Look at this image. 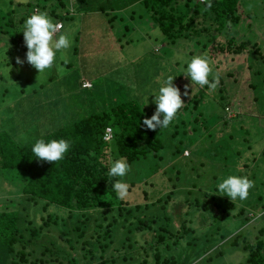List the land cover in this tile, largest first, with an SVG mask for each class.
Wrapping results in <instances>:
<instances>
[{
    "label": "rangeland",
    "instance_id": "374dc122",
    "mask_svg": "<svg viewBox=\"0 0 264 264\" xmlns=\"http://www.w3.org/2000/svg\"><path fill=\"white\" fill-rule=\"evenodd\" d=\"M62 1L66 6L63 10L59 0H0L4 13L12 9L25 16L22 3L31 2L30 14L41 8L48 14L50 10H54L55 15L62 14L58 22L72 40V46L63 53L66 64L57 54V64L65 68L66 74L59 75L53 67L39 75L26 61L23 65L16 63V57L25 59L27 52L22 31L26 19L18 34L2 35L0 71L11 70L9 79L0 74L1 86L8 87L0 104V129L12 130L16 138L29 140L38 133L43 134L47 128L52 131L77 119L76 115H85L83 111L89 106L96 109L111 107L115 99L133 98L147 103V110L152 109L153 114L156 107L154 93L158 92L161 82L169 75L175 76L174 81L184 77L180 70L187 67L186 61L196 55L208 54L215 62L221 82L214 90L200 87L203 101L197 112L202 113L203 123L195 131L181 124L182 118L178 116L168 128L159 130L163 149L155 157L135 162L132 173L124 177L128 185L130 181L138 183L135 190L144 187L155 197L154 194L158 196L169 190L170 184L163 180H166V174H172L171 166L176 165L174 168L180 172L182 183L174 190L169 206L181 207L187 212L184 219L187 227L193 228L189 241L200 240L187 246L188 239H183L182 248L161 254L163 259L173 255L172 260L156 263L151 251L148 254L135 252L133 261L128 264H142L145 255H148L146 264H247L248 253L243 245L264 240V0H239V23L225 27L215 40L248 41L249 45L236 55L215 51L210 55L208 49L194 46L185 37L174 42L165 39L141 0ZM49 16L56 21L53 15ZM113 16L114 20L109 23L108 19ZM83 82L93 86L82 88ZM223 103L232 111L225 113ZM185 126L187 129L183 130ZM176 149L178 153L174 152ZM160 156H163L162 160ZM238 173L255 181L246 200L233 202L227 195L215 193L223 177ZM147 178H151L153 188L139 183ZM5 186L0 184V206L19 197L11 187ZM189 190L193 191L188 193ZM204 191H209V195L206 196ZM138 193L128 194L132 204H142L137 198ZM212 196L213 201L223 199L224 208L228 202L234 204L226 219L212 218L217 214L215 207L204 211L205 200ZM196 197L201 201L200 207L190 208ZM14 202L11 207L16 206ZM241 209L245 213L239 215ZM50 210L62 213L56 205H51ZM201 212L209 217L200 218ZM117 228V237L106 250V264H124L120 258L124 249L115 251V248H121L119 240L122 237L121 224ZM146 232L149 231L138 232L131 239L134 241L137 237L142 242L149 237ZM206 237L213 239L204 242ZM33 240L42 251L49 247L53 256L55 252L57 260L62 262L49 264H66L68 258L83 253L79 243L75 250L62 244L55 230L43 232ZM232 240L236 243H231ZM26 246L35 248L27 241ZM112 256L113 263L110 262Z\"/></svg>",
    "mask_w": 264,
    "mask_h": 264
},
{
    "label": "trees",
    "instance_id": "16d2710c",
    "mask_svg": "<svg viewBox=\"0 0 264 264\" xmlns=\"http://www.w3.org/2000/svg\"><path fill=\"white\" fill-rule=\"evenodd\" d=\"M211 2L212 8L205 11V4L195 0H141L165 39L174 42L185 37L191 40L194 46H199L202 50L208 49L210 55L212 51L234 55L241 53L249 45L248 41L236 42L233 38H225L222 42L215 41L225 27L239 23V0ZM31 4L22 3L25 16L12 9L4 13L0 5V43L3 34L14 35L21 31V23L31 15ZM59 5L62 10L66 9L63 1L59 0ZM49 14L56 18L55 22L60 21L62 16L55 15L54 10H50ZM113 20L114 16L109 18L108 22ZM125 29L128 31L127 27ZM219 80L221 82V79ZM173 82L181 89L185 102L178 114L182 118L180 123L197 131L199 124L203 123L202 113L197 112L198 105L203 101L201 88L194 85L192 91L191 80L185 76H180ZM185 84L190 85L187 97L183 96ZM6 91L8 87L3 88L0 81V104ZM112 101L113 105L108 108L96 109L89 106L83 111L85 115H76L77 119L51 129L52 131L47 128L43 134L38 133L29 140L16 138L12 130L0 129V184L11 187V190L19 195L18 199H9L0 206V264H49L56 261L62 263L57 260L55 252L53 256L49 247L42 251L35 246L33 240L41 233L53 230L57 231V237L62 244H67L70 250H75L76 244H80L82 255L68 258L66 264H106V250L114 243L119 224L122 228V237L119 240L121 248H115V251L124 249L122 255L119 254L124 264L133 261L135 252L148 254L151 251V257L156 263L172 260L173 255L163 259L161 254L182 248L183 239H188L185 242L187 246L195 245L200 240L195 238V241H189L193 228L187 227V221L184 219L187 212L182 211L181 207L176 209L169 206L174 190L182 183L180 172L174 168L176 165L171 166V175H167L164 170L166 180L163 181L170 184L167 192L158 196L153 192V197L142 187L153 188L151 178H147L139 182L142 185L141 190H135L138 184L135 181H130L129 185V193L139 192L137 198L142 204H132L128 196L124 200L117 198L112 184L120 178H110L107 175L111 163L125 158L134 169L135 162L146 160L150 156L155 157L164 145L159 128L152 131L143 126L144 118L151 117L152 109L147 110L144 103L133 98ZM221 105L224 109L228 107L225 103ZM106 127L112 130V138L109 141L103 138ZM186 129L187 126L183 130ZM40 138L46 142L64 138L69 140L72 146L62 161L54 164L42 162L35 158L31 151L36 140ZM174 152L179 151L176 149ZM184 153L188 154L185 150ZM159 159L162 160L163 156ZM191 191L193 190L188 193ZM203 193L209 195V191ZM213 199L215 198L212 196L210 200H205L207 204L204 211L208 212L215 207L217 214L212 218L219 221L226 219L234 204L228 202L224 208L223 199ZM13 201L16 203L15 207L10 206ZM200 203L196 197L189 207L198 209ZM51 205L60 207L62 213L50 210ZM107 207L109 208L105 210ZM150 207L155 209L149 210ZM205 212L200 213V218L209 217ZM202 213L204 215H201ZM244 213L245 210L241 209L238 214ZM157 223V227L152 226ZM145 230L149 231L146 232L149 237L142 242L137 237L134 241L131 239L132 235ZM262 231L263 229H260V232ZM212 239L206 237L204 242ZM26 241L31 242L35 248L29 249ZM54 243L55 241L52 242ZM231 243L236 241L232 240ZM243 248L248 253L247 264H264L263 239H258L255 243L246 242ZM50 255L53 257L50 258ZM147 258L148 255L142 258V264H146ZM113 261L114 256L110 258V262Z\"/></svg>",
    "mask_w": 264,
    "mask_h": 264
},
{
    "label": "clouds",
    "instance_id": "9594fccd",
    "mask_svg": "<svg viewBox=\"0 0 264 264\" xmlns=\"http://www.w3.org/2000/svg\"><path fill=\"white\" fill-rule=\"evenodd\" d=\"M200 2L205 4V11L212 8L211 0H200ZM22 31L27 52L25 59L16 57L18 65H23L26 61L38 71L39 75L53 67L56 68L59 75L66 74L65 68L57 64V54H60L59 59L66 64L67 59L63 53L72 46V40L61 23L55 22L45 11H36L25 20ZM186 64L187 67L182 68L180 73L190 78L192 91L194 85L201 88L207 86L212 90L218 87L219 72L215 71V62L208 54L193 56L189 61H186ZM10 70L11 68L0 71V74L9 79ZM174 78L175 76L169 75L161 82L158 92L154 93L155 111L150 118L145 117L143 120V126L148 130L155 131L157 128L160 130L168 128L177 119L180 109L184 107L185 102L182 99L181 89L174 84ZM92 86L93 84H91ZM189 87V84L184 85V97L189 95ZM229 110L232 111L230 108ZM227 112L225 109V113ZM234 115L229 118L234 117ZM71 146V142L64 138L52 139L48 142L40 138L36 140L31 151L39 161L54 164L65 158ZM184 154L187 155V153ZM131 171L132 166L125 158L112 162L108 170L107 175L110 178H120L113 182L112 189L117 198L121 200H124L129 194V185L123 178L128 176ZM254 187L255 181L249 179L247 175H229L218 183L215 193L227 195L233 202L238 199L243 201L248 198L250 190Z\"/></svg>",
    "mask_w": 264,
    "mask_h": 264
},
{
    "label": "built area",
    "instance_id": "2783aa9c",
    "mask_svg": "<svg viewBox=\"0 0 264 264\" xmlns=\"http://www.w3.org/2000/svg\"><path fill=\"white\" fill-rule=\"evenodd\" d=\"M61 23V22H59ZM62 24V23H61ZM82 84V83H81ZM82 87L84 88H89L91 87V84L87 83V82H83ZM226 110L228 111V113L230 112L229 108H226ZM104 140L109 141L112 138V130L110 127H106L105 131H104V136H103Z\"/></svg>",
    "mask_w": 264,
    "mask_h": 264
}]
</instances>
